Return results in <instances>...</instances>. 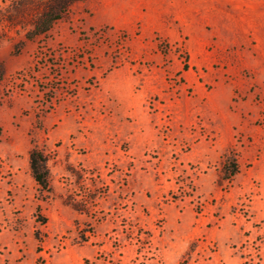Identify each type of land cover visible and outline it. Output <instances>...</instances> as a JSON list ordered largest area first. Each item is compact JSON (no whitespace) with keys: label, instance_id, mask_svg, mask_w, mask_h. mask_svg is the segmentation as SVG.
Here are the masks:
<instances>
[{"label":"rangeland","instance_id":"obj_1","mask_svg":"<svg viewBox=\"0 0 264 264\" xmlns=\"http://www.w3.org/2000/svg\"><path fill=\"white\" fill-rule=\"evenodd\" d=\"M28 6L0 0V264H264V0H84L33 36Z\"/></svg>","mask_w":264,"mask_h":264},{"label":"trees","instance_id":"obj_2","mask_svg":"<svg viewBox=\"0 0 264 264\" xmlns=\"http://www.w3.org/2000/svg\"><path fill=\"white\" fill-rule=\"evenodd\" d=\"M18 3L23 6L28 1V8L23 9V13L21 17L25 15L31 16V11L33 9H37L39 15L33 16L30 19V22L33 26L27 34L28 35H39L47 32L51 29L52 25L55 21L60 19L62 15L71 7L72 4L78 1L84 0H17ZM25 16V17H27ZM1 80V78H0ZM29 162L30 168L36 182L43 188H49L48 181V169L46 165V157L44 153L40 152L36 147L32 148L29 153ZM235 159H233V163L231 164V169L228 171V176L233 177L237 171L238 167L235 163Z\"/></svg>","mask_w":264,"mask_h":264}]
</instances>
